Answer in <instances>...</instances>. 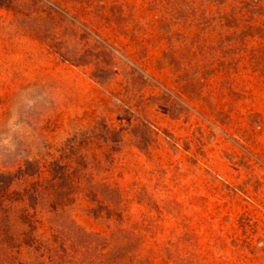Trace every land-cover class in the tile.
<instances>
[{
    "label": "rangeland",
    "instance_id": "1",
    "mask_svg": "<svg viewBox=\"0 0 264 264\" xmlns=\"http://www.w3.org/2000/svg\"><path fill=\"white\" fill-rule=\"evenodd\" d=\"M9 1L0 174L86 155L126 211L78 200L83 228L148 264H264V0Z\"/></svg>",
    "mask_w": 264,
    "mask_h": 264
},
{
    "label": "trees",
    "instance_id": "2",
    "mask_svg": "<svg viewBox=\"0 0 264 264\" xmlns=\"http://www.w3.org/2000/svg\"><path fill=\"white\" fill-rule=\"evenodd\" d=\"M9 2L24 10L26 0ZM40 39L53 50L50 36ZM76 156L0 174V264H148L138 234L120 227L110 240L71 218L78 200L104 207L110 221L126 211L119 186L98 181L87 156Z\"/></svg>",
    "mask_w": 264,
    "mask_h": 264
}]
</instances>
